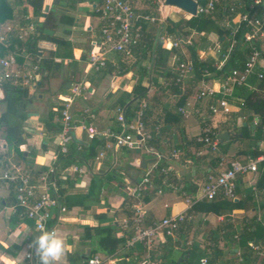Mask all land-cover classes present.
<instances>
[{"label":"crops","instance_id":"obj_1","mask_svg":"<svg viewBox=\"0 0 264 264\" xmlns=\"http://www.w3.org/2000/svg\"><path fill=\"white\" fill-rule=\"evenodd\" d=\"M8 2L13 10L12 19L0 25V34L6 32L7 29L17 32L21 27L19 0H8ZM53 2L54 0H44L43 6L47 4L51 7ZM249 2L251 5V0ZM96 6L97 3L94 0H61L59 5L55 6L56 12L53 14L56 19L59 18L61 13L75 19V24L71 27L58 24L54 36L69 42L73 58L63 60L62 69L50 79L48 86L39 89H36V87L26 88L28 98L31 97L32 101L28 105L27 110L29 112L24 122V130L29 138L26 144L20 145L18 148L23 153L22 160L19 159L16 148L7 145L5 134L3 130H0V264H25L23 261V247L34 237L33 225L28 223L16 224L18 220L13 216V207L6 206L9 205L11 195L14 192L16 193V190L9 182L2 180L1 177L4 173H11L16 168L23 169L22 172L26 174V163L33 164L30 167L34 171H43L52 163H56L58 133L47 131L42 121L54 123L57 120L56 111L61 108L63 103L62 97L65 92L62 91V87L66 81L70 79L72 82L81 81L87 87L71 110L73 124L76 127L72 132V142L83 141L86 135L80 126L84 124L82 119L84 111L88 110L94 113L91 125L97 129L114 128L116 126L114 111L118 101L122 100L124 109L127 107L132 109L136 101V97L131 94L132 88L136 84L138 75L144 69L149 70L151 62L148 56H146L147 58L143 57L141 52L128 58L108 52L105 53V58L107 63H111V67H113L112 74L104 76L103 73V76H100V72L97 74L92 73L96 76L94 80L92 82L86 80V77L90 75L84 72L86 54L101 44V21L95 12ZM146 6H149L146 0H137L136 7L138 9L145 10ZM166 9L168 8L162 9V14L157 10V14H160V17L164 19V23L165 19L169 17L165 14ZM149 10L152 12L151 8ZM28 13L32 18L30 10H28ZM32 19V21H41V18ZM227 24L226 19L222 18L220 25L224 30H228L226 28ZM65 30H69V34H65ZM175 36L181 37L180 33ZM188 37L196 45L199 60L204 57L207 61L214 60L217 49V45H215L217 42H214V39H217L216 35L202 36L191 33ZM37 48L40 55L48 56L49 53L56 50V45L41 39L37 42ZM187 50L184 52L185 57L189 56ZM261 51L264 53V41L261 45ZM18 65L20 70L26 71L30 66V57L25 56L22 63H18ZM168 65L170 67L173 65V58L169 59ZM129 67L130 69L126 74L115 76L117 72ZM40 77L37 79L36 85L40 83ZM141 79L146 91L140 103L145 102L147 104L145 110L147 126L152 129L158 123L163 125L162 140L157 151L163 155L167 163L168 175L166 180L171 185L183 187L187 197H199L200 187L207 180L208 175L218 172L217 167L220 157L224 156L227 160L246 161L245 156L238 155L243 150L264 155V140H258V136H260L258 134L264 136V128L262 131H259L257 126L254 131L250 129L251 123L255 122L257 125L258 117L256 118V115H253L250 122L244 120L249 114H237L233 116L232 121H228V115L222 113L211 114L208 109L209 101L197 100L192 94L189 81L186 79L180 85L179 92L173 91L163 79H159L157 83L151 82L149 78ZM5 98L6 94L0 88V101ZM178 102H181L179 106H177ZM0 107L3 108V106ZM179 107L187 111V117L181 115L177 118L172 117V115L178 113L177 109ZM49 111H52V119H48L50 118ZM167 113H169V117ZM204 123L218 138L220 145H218L216 151H211L201 144L197 148V143H191L193 138L199 136ZM244 124L246 126H243ZM241 127L242 129H240ZM232 128L235 130L234 132H231ZM224 133L228 134V139L221 140L220 135ZM186 142L190 143L185 145ZM174 149L180 151V156L177 159L171 157V152ZM198 150H202L203 154L196 155ZM125 151L127 149H118L113 154H106V157L101 161H95V159L88 161L85 164L86 166H82L86 172L80 176L71 177V173L67 172V169H58L60 177L68 174L66 176L73 182L65 197H71V203H74L71 207L65 205L66 210L63 212L57 208L50 210L51 218L54 219V225L56 226V233L65 240L66 245L65 254L59 264H86L91 251H98V237L95 233L86 230V227L95 228L107 224L103 223L102 219H98L96 215L105 214L107 218L119 223L126 217V212L130 211L132 213L134 204L129 208V203H125L123 207L121 206L123 195L125 193L130 195L132 187L137 183L134 181L135 178L139 181L142 175L139 174L137 177V173L133 170H128L125 174L119 171L118 167H123L129 163L131 166L139 168V161L142 157L139 156V158L132 161L123 159L121 154ZM24 152L27 153L26 156H24ZM90 164L92 170L88 173ZM148 165L146 168H148ZM58 166L60 167V164ZM110 173L119 175L122 186H114L115 188L108 190L101 186L98 189L96 198L87 194L88 190H91L93 177L98 176L104 179ZM110 183L115 184L113 181ZM35 185V197H39L44 191L45 184L37 182ZM158 189L162 190L161 194L156 192ZM235 189L236 194L233 201L239 202V207L231 210H219L218 213H203L194 211L193 206L188 209L183 197L166 187L156 185L155 191L146 195V200H142L140 204L143 211V224L149 226L168 215L185 212L184 224L171 238L173 244L172 258L176 260L175 264L178 260H180L179 264H187L188 256L182 258V253L191 246H198L202 250L215 245L223 252L221 259L216 264H263V257L253 251H251L252 254L247 257V260L242 259L241 255L246 246L239 240L238 235L250 223L251 219L256 218L263 225L264 163L258 164L256 173L238 177ZM194 190L195 193H193ZM83 195L91 198L81 200V206L79 197ZM92 195H94V192H92ZM123 233L121 229L120 235ZM165 239L164 236L156 238L154 251L157 254H160L159 250ZM19 245H22V248L17 252L14 246ZM257 245L264 252V245ZM13 253L15 254L14 257H12ZM143 254L144 250L141 244L138 243L133 246L122 245L112 255L106 256L100 252L95 253L96 256L102 258V264H139Z\"/></svg>","mask_w":264,"mask_h":264},{"label":"built area","instance_id":"obj_2","mask_svg":"<svg viewBox=\"0 0 264 264\" xmlns=\"http://www.w3.org/2000/svg\"><path fill=\"white\" fill-rule=\"evenodd\" d=\"M94 1L97 3L95 12L101 21V44L87 52L85 74H97L106 67L105 53L112 52L127 58L133 57L132 49L138 46L141 41L142 26L157 25L160 31L154 37V44L159 43L161 48L177 50L180 54H175L172 57L173 65L171 68L175 74V83L181 85L185 79L193 77V64L188 57L184 56L187 48L193 45L190 37L169 34L165 30L164 19L160 17V14L156 16L152 13H145V10L150 9L149 6H146L145 10L138 9L136 7L137 0ZM192 1L196 4V15H211L215 12L218 5L225 2L223 18L228 23L226 26L229 32L227 36L228 47L224 50L217 43L215 58L211 64L214 72L207 68L204 70V76L209 77L221 72L234 50L246 49L248 51L241 69L229 68L227 72H222V75L218 78L199 82L198 91L195 95L196 99L209 101L208 109L211 114L222 113L228 115L234 107L232 102L242 101L241 98H236L234 95L235 89L245 86L249 90H254V87L248 82L249 78L262 79L264 76V70H258L264 63L261 59V45L264 41V0H251L250 8L253 11L251 13L238 11V8L242 5L240 0H205L204 4H200L199 0ZM151 5L157 6V10L161 14L162 9L169 8L159 2V0H153ZM170 8H173L177 13H184L177 8ZM24 19L29 21V23L26 26H21L17 32L7 29L6 32L0 34L1 46L7 47L11 43L24 42L30 35L35 33L36 24L32 21L33 19L28 16H25ZM242 28L244 31L237 38ZM0 73L6 80L13 79L18 81L21 79L25 88H34L37 79L40 77L37 64H30L26 71L20 70L15 53L0 58ZM86 88L84 82H72L70 88L65 91L62 97L63 103L61 104L60 112L61 131L58 133V149L61 154H66L69 145L72 143V132L76 127L73 124L71 110L77 99L86 91ZM146 108L147 104L141 102L137 110L133 112V118L127 121L125 109L116 107L114 111L116 126L114 128L109 127L99 130L92 125L86 126L85 124H82L80 128L86 135L85 141L94 138L103 141V147L98 151L95 161H101L106 157L107 153L113 154L118 149H140V151L144 149L151 158L155 159V162L148 165L141 179L132 187L129 194L134 197L136 203L133 206L131 217L123 218L120 227L123 232H128L130 229L133 231L132 237L127 240V246H133L136 243L141 244L144 254L139 264H161L160 261L152 257L155 240L160 236L172 238L184 224L186 214L183 212L176 215H168L149 226H144L143 224V211L140 204L146 195L155 191L158 165L164 159L161 153L147 145L153 135H160L163 125L158 123L152 129L148 128L143 120ZM177 112L183 117L188 115L187 111L182 107H179ZM84 114L88 115L91 120L94 119V115H91L88 110H85ZM213 135L214 133L211 132L210 128H206L203 134H199L196 138V142L211 151H216L219 141ZM202 154V150L196 152L198 156ZM179 156V150H172V158L177 159ZM259 163H264V155H260L254 160L246 161L238 159L227 160L224 156L220 157L217 167L218 172L208 175L207 180L200 187L199 197H187L183 187L169 184L166 180L168 175L167 168L160 170L166 177L161 180L159 186L166 187L179 194L184 198L187 208L190 209L195 202L201 200L212 201L218 196L227 199L234 198L237 178L256 173ZM55 170V166L50 165L40 177L38 182H43L45 188L39 197H35L36 185L31 183L29 176L22 173L21 169L16 168L13 172L4 173L1 177L4 181L16 184L17 205L23 210L27 219L33 222L34 236L40 234V226H43L45 230L56 232L54 223L50 224L52 220L50 210L52 208H57L61 212L66 210L61 205L57 195V184L53 176ZM67 172L80 176L86 170L82 166L73 165L67 168ZM66 175L68 174L62 175L61 178L65 179ZM156 192L161 194L162 190L158 189ZM13 212H15L14 207ZM31 242L32 240L28 241L23 247V261L25 264H40L39 257L30 246ZM249 248L264 259V252L257 244L251 243ZM87 264H102V258L94 255L87 259ZM199 264H208L207 258H201Z\"/></svg>","mask_w":264,"mask_h":264},{"label":"trees","instance_id":"obj_3","mask_svg":"<svg viewBox=\"0 0 264 264\" xmlns=\"http://www.w3.org/2000/svg\"><path fill=\"white\" fill-rule=\"evenodd\" d=\"M242 5L238 8V11L241 13H251L253 12L250 8L249 0H240ZM19 13L21 15V26H26L29 21L25 20V16H29L28 10L31 11V17L34 19H38L41 17L42 9H43V2L44 0H19ZM200 4H204L205 0H199ZM225 2H222L221 5L216 7V10L211 15H196L194 17H167L165 19V30L172 35H177L180 33L181 36L188 37L191 33H195L202 36H207L214 34L217 36V43L226 50L228 47L227 36L229 34L228 30H224L220 25V21L224 16L223 7ZM152 12L150 10H146L145 13H152L154 15L157 14V7L150 5ZM260 11V10H259ZM13 10L9 5L8 0H0V25L4 24L5 22L12 19ZM36 29L35 33L30 35L24 42H15L11 43L7 47L0 45V58L8 56L10 54H16L17 62L20 64L25 56L30 57V64H37L40 73V83L36 85V89H39L44 86H48V83L52 77L60 72L63 67V60L65 59H72V49L68 41L64 40L63 38L59 37H47L42 34V30L37 27V21H35ZM58 24L71 27L75 24V19L73 17H69L61 13L59 18H55L54 14L49 12L46 19L44 20V27L56 30ZM149 27V28H148ZM160 28L157 25H143L142 26V37L141 41L138 46L132 49V54L137 55L138 53H142L143 57L150 60V67L149 70L144 69L139 75L136 80V84L132 88L131 94L136 97V101L134 102V107L131 109L130 107L125 108V116L126 120L130 121L133 118V112L137 110L141 99L145 96L144 92L146 91V87L142 85L141 78H149L151 82L157 83L159 79H163L164 82L167 83L169 87L175 92H179L180 84L175 83V74L172 71V68L168 65L169 59L173 57V55L178 54L177 50H166L161 48L159 43L154 44V37L159 32ZM244 29L240 31V34L237 35V38L243 33ZM65 34H69V30H65ZM47 40L51 43L56 45V50L54 52L49 53L48 56H42L39 54V49L37 48V42L39 40ZM196 45L193 43L192 46H189L187 49L188 51V58L193 64V77L192 80L195 83H199L200 81H208L211 79H215L220 77L222 72H227L229 68H238L241 69L243 67L246 53L248 52L246 49L242 50H234L229 60L225 63V67L219 73H215L212 76H204V70L209 68L211 72L214 70L211 68V64L213 61H201L199 60L197 53H196ZM18 47V48H17ZM261 59L264 62V53L261 54ZM129 68L117 72L115 76H121L128 72ZM260 71L264 70V63L258 69ZM104 73V76L108 74H112L113 67H111V63H107L106 67L103 68L100 73ZM249 84L254 87V90H249L248 87H240L236 88L234 95L236 98H241L242 101H234L232 103H236L239 108V115L249 114L244 120L246 122L252 121L253 115L258 117L257 120V128L259 131H262L264 128V76L262 79H256L255 77H251L248 80ZM0 88L5 92L6 98L3 101H0V106H3L1 109L0 107V130H3L5 134V140L7 145L13 146L16 148L18 157L20 160L23 158V153L19 151V146L26 144L29 138V135L24 130V122L27 119V113L29 112L28 105L31 103L32 98H28L27 89H24L21 79L18 81H14L13 79L6 80L2 76L0 78ZM181 102L177 103L179 106ZM116 107L124 108V103L122 100L118 101ZM58 118L57 120L52 122L42 121L44 122L47 131L59 133L61 131V124H60V112L61 108L57 111ZM146 113V111H145ZM145 113L143 120L146 123ZM91 115H94L93 112H90ZM48 119H52V111L48 113ZM169 117V113H167ZM180 114L172 115V117L177 118ZM171 117V116H170ZM83 123L86 126L91 125L93 122L88 115L83 113ZM147 124V123H146ZM200 135L203 134V131L208 128L207 124H202ZM211 130V129H210ZM211 132H213L211 130ZM163 134V129L161 130L160 135L154 136L153 138L147 143L148 146L153 147L154 149L160 148L161 136ZM258 140H264V136L258 134ZM214 137L215 134L213 135ZM190 142H186L185 145H188ZM191 143L196 144V138L191 140ZM198 144V143H197ZM197 148L200 144H198ZM218 145H220L218 143ZM103 147V141L98 138H94L89 141H73L69 147L66 154H61L59 149L56 155V163H52L56 170L53 174L54 181L57 184V195L59 197V201L62 206L66 208L71 207L74 203H71V197H65L67 190L71 186L73 182L69 179L68 176L65 179L60 177L58 169L65 170L73 165L77 166H84L88 161H93L98 154L100 148ZM131 154L132 161L133 159L139 158V154L136 153V149L134 150H127L121 154L127 155ZM238 155H243L247 158V160H254L256 159L260 153H254L253 151H240ZM206 157V156H204ZM203 157V158H204ZM60 164V167L58 166ZM119 171L126 172L128 170H133L137 173V177L139 174L143 175L140 168H136L131 166L129 163L124 165L123 167L119 166ZM167 168L166 160H161L158 165V177L155 180V184L158 186L161 183V180L165 179L161 173V169ZM25 172L29 176L30 181L32 184H36L40 177L43 175V172L47 170L44 168L43 171L41 170H32L28 163L25 164ZM138 179V178H137ZM134 180V179H133ZM138 182V180H134ZM261 181V180H260ZM13 188L16 189V184L9 183ZM120 186L122 184L120 183ZM189 187V186H188ZM185 188V186H184ZM187 189V188H185ZM91 191L92 186H91ZM236 189L234 191V194ZM195 193V190L193 191ZM192 193V194H193ZM92 196V195H91ZM86 198H91L90 196L83 195L79 197V204L82 206L81 200ZM250 198V197H249ZM146 200V196L143 198ZM74 202V201H73ZM125 203L129 206H132L136 203L134 197L127 195L126 193L123 195V202L122 207ZM9 205L15 208V212L13 216L18 220V223H28L33 225V222L27 219L24 215L23 210L18 207L16 201V193L11 195V201L8 203ZM66 205V206H65ZM239 207V202H234L232 199H227L222 196H218L212 201H205L202 200L197 202L193 205V210L196 212H203V213H218L219 210H231L234 208ZM264 210V205H263ZM132 213L126 212V217H131ZM98 219H102L103 223H107L104 226H98L95 228L86 227V230L95 233L98 237V251H91L89 257L95 255L96 252H100L104 255H112L114 254L122 245L127 243V240L130 239L133 235V231L130 229L128 232H124L120 235L121 228L119 223H115L114 220L107 218L105 214L96 215ZM54 223V219L50 221V224ZM232 234V233H231ZM239 240L246 246L245 251L242 253L241 257L244 260H247V257L252 254L249 246L251 243L264 245V226L262 225L261 221L257 220L256 218L251 219L250 223L245 226L241 230V233L238 235ZM165 242L160 248V254H157L156 251L153 252L152 257L155 260L160 261L162 264H175L176 260L172 258L173 254V244L171 241V237H165ZM15 250L18 252L21 250L22 245L14 246ZM223 252L218 248L217 245L200 249L198 246H191L186 251L182 253V258L187 257V264H199L201 258H207L208 264H216L218 260L221 259ZM15 254L13 253L14 257ZM2 264V263H1ZM87 264V262H86ZM182 264V263H181Z\"/></svg>","mask_w":264,"mask_h":264},{"label":"water","instance_id":"obj_4","mask_svg":"<svg viewBox=\"0 0 264 264\" xmlns=\"http://www.w3.org/2000/svg\"><path fill=\"white\" fill-rule=\"evenodd\" d=\"M61 0H54L52 6L50 7L49 5L45 4L43 6V9H42V13H41V21H39L37 23V27L40 28L42 30V34L44 36H47V37H54L55 36V30L53 29H50V28H47V27H44V20L46 19L47 15L49 14V12L51 13H54L56 12V7L57 5H59ZM64 1H67V0H64ZM159 2L163 3L165 6H168V7H174V8H177L181 11H183L185 14L191 16V17H194L196 16V4L192 1V0H159ZM62 73V72H61ZM100 76H103V73H100ZM39 83H37L38 85ZM72 84V80H68L66 81V83L64 84V86L62 87V91H66L70 88ZM257 118V116H256ZM243 126H246V124H244ZM256 128V123L253 122L250 124V129L251 131H254ZM241 136V135H239ZM139 139V137H138ZM220 139H228V134L224 133L222 135H220ZM252 144V143H250ZM136 153L139 154L140 153V149H136ZM27 153L24 152V156H26ZM155 162V159H145V158H140V161H139V168L141 169L142 172H145L146 171V166L148 164H152ZM33 164H30V166L32 167ZM88 195H92V191L91 190H88ZM180 260L177 261V264H179Z\"/></svg>","mask_w":264,"mask_h":264},{"label":"rangeland","instance_id":"obj_5","mask_svg":"<svg viewBox=\"0 0 264 264\" xmlns=\"http://www.w3.org/2000/svg\"><path fill=\"white\" fill-rule=\"evenodd\" d=\"M153 0H146V2L149 4V7H150V5H151V2H152ZM151 6H153V5H151ZM155 8L157 7V6H154ZM169 11H172L171 13L169 12ZM165 14L166 15H169V17H173V16H175V17H173V18H176V17H189L188 15H183L184 13H177L175 10H173L172 8H168V9H166L165 10ZM181 35V34H180ZM214 42H217V39H214ZM215 45H217L216 43H215ZM118 55V54H117ZM201 61H207L206 60V57H204ZM214 61V60H213ZM96 76L95 75H93L92 73L88 76V77H86V80L87 81H89V82H92V80H94V78H95ZM187 81H189V85H190V88H191V90H192V94H193V96H195L196 95V93H197V91H198V87H199V83H195L193 80H192V78H187L186 79ZM233 110H232V112L230 113V114H228V121H232V119H233V116H236L238 113H239V108H238V105L236 104V103H234V107L232 108ZM219 114V113H218ZM239 115V114H238ZM223 116V115H222ZM235 121V120H234ZM240 129H242V127L240 128ZM240 129H239V131H240ZM235 130L232 128L231 129V132H234ZM14 148V147H13ZM108 154V153H107ZM139 156H141V157H145V158H150V155L149 154H147L146 152H145V150L144 149H142L141 150V153H139ZM123 157V159H127V160H130V159H132L133 157H132V155L131 154H127L126 156L125 155H123L122 156ZM161 162V161H160ZM91 165V164H90ZM90 169H89V171H88V173L89 172H91V170H92V165L89 167ZM23 170V169H22ZM23 173V172H22ZM70 176L72 177V176H75V175H72V174H70ZM78 176V175H77ZM111 181H113L115 184L113 185V184H111L110 182ZM120 183H121V178L119 177V175L118 174H116L115 175V173L113 174V173H110L109 175H108V177L107 178H104V179H102V178H100V177H93V179H92V192H94V195H92V197H97V195H98V189L101 187V186H103L106 190H108V189H112V188H115L116 186H120ZM111 184V185H110ZM115 186V187H114ZM108 193V192H107ZM121 223V221H119V224Z\"/></svg>","mask_w":264,"mask_h":264},{"label":"clouds","instance_id":"obj_6","mask_svg":"<svg viewBox=\"0 0 264 264\" xmlns=\"http://www.w3.org/2000/svg\"><path fill=\"white\" fill-rule=\"evenodd\" d=\"M30 246L39 257L40 264H59L66 250L65 240L43 226H40V234L32 237Z\"/></svg>","mask_w":264,"mask_h":264}]
</instances>
